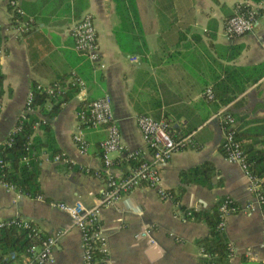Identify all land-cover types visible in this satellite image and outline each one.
Returning <instances> with one entry per match:
<instances>
[{"label":"crops","instance_id":"1","mask_svg":"<svg viewBox=\"0 0 264 264\" xmlns=\"http://www.w3.org/2000/svg\"><path fill=\"white\" fill-rule=\"evenodd\" d=\"M12 1L31 27L21 33L11 24L8 0H0V145L33 87L58 82L67 86L74 74L83 90L80 93L72 87L76 93L48 120L34 109L36 120L43 119L48 126L32 127L30 140L52 143L56 155L65 160L54 162L44 148L40 150L39 198H26L0 185V221L19 217L43 237L60 234L52 251L53 264H80V233L52 204L80 203L93 208L102 199L106 173L99 143L104 132L83 129L84 154L71 137L77 110L107 96L122 146L121 152L109 157V174L125 175L132 168L124 153L137 151L139 160H149L135 122L139 115L168 120L175 138L192 133V145L175 152L161 168L163 190L175 194L180 187L178 174L204 162L215 172L211 189L184 186L177 203L139 187L102 207L98 225L106 248L103 264H203L198 242L209 236V228L204 222L185 220L180 209L209 211L223 198L237 209L227 217L222 233L234 251L225 264L263 261L261 209L245 175L222 156V131L215 115L219 111L230 114L240 132L264 125V77L225 106L205 100L202 93L222 78L226 68L264 61V0H133V17L116 0H83L78 13L72 0ZM238 4L256 10L259 22L251 32L228 38L223 26ZM85 12L93 17L98 67L72 49L70 27ZM142 229L151 230L154 245L134 239Z\"/></svg>","mask_w":264,"mask_h":264},{"label":"built area","instance_id":"2","mask_svg":"<svg viewBox=\"0 0 264 264\" xmlns=\"http://www.w3.org/2000/svg\"><path fill=\"white\" fill-rule=\"evenodd\" d=\"M9 5L13 8L16 7L15 2L12 0L9 1ZM246 7L240 4L233 7L232 14L226 19L223 26L226 37H240L251 32L255 25H257L259 17L256 10ZM17 12L19 13L20 11L17 10ZM17 29L23 33L27 30V27L20 23ZM69 35L72 39L73 51L84 57L93 67H98L99 49L92 15L88 12L83 13L71 25ZM130 61L134 62L135 59L131 58ZM99 67L101 68V66ZM68 86L77 87L80 93L83 90V83L74 74L70 75L67 86L54 84L50 86H35L31 89L26 94L21 115L7 134L3 144L10 145L12 137L19 130L18 120H22L26 115L34 113L32 107L34 92L43 93L46 97L56 98L64 93ZM202 94L205 100L213 101L209 88L205 89ZM75 118L77 125L71 139L80 154L85 153L87 146L84 140L83 129L104 132L105 137L99 143L102 166L106 173L102 199L93 208H84L80 203L72 205L53 203L52 206L58 211L65 213L70 218L72 226L80 233V264H103L106 248L98 225L100 209L115 204L122 194H126L139 187L154 190L162 200H171V194L161 188L160 170L175 152L192 145V133L175 138L168 120L164 118L154 119L150 115L137 116L135 120L136 126L139 130L141 141L149 151L150 158L148 161L139 160V153L137 151L124 153L123 158L125 160H138V162L125 175H116L109 174L108 172L111 166L109 157L112 153L121 152L122 146L118 128L112 117L110 99L107 96H103L85 103L77 110ZM215 118L218 119L222 131L220 144L222 156L228 163L237 165L249 181V189L253 194L254 202L261 209V218L264 220V199L257 192V179L249 175L247 167L243 162L240 143L233 136L232 130L235 127V121L225 111H219L215 115ZM45 124V120L39 119L33 123L32 127ZM52 160L58 162L65 159L61 155H55ZM21 162L25 163L26 159L22 158ZM3 166L4 163L0 160V168ZM0 185L6 190L15 191L13 185L2 181V175H0ZM228 204L229 200H225L219 204L217 209L216 230L220 233H223L225 229L227 217L236 212V209L229 207ZM7 228H15L27 232V238L31 243L25 251L27 258L23 264H53L52 251L60 234L43 237L29 221L19 217L0 221V230ZM150 232V229H142L134 235V239L145 240L149 245H154ZM226 250L227 256L232 257L234 254L233 248L227 245ZM199 252L202 257L208 259V255L203 252L202 248ZM13 257L14 254H11L10 259H13ZM259 264H264V260Z\"/></svg>","mask_w":264,"mask_h":264},{"label":"trees","instance_id":"3","mask_svg":"<svg viewBox=\"0 0 264 264\" xmlns=\"http://www.w3.org/2000/svg\"><path fill=\"white\" fill-rule=\"evenodd\" d=\"M9 1L7 2V7L11 14V24L15 27L19 26L20 23L24 24L29 28L26 32L28 33L30 31L31 21L24 16V13L18 7H11ZM72 1L73 9L77 13L81 11L83 8V0ZM116 1L126 5L125 13L129 12L132 17L135 16L136 11L133 0ZM17 10L20 12L18 13ZM263 77L264 61L246 67L226 68L223 71L222 78L209 88L213 97V101L211 102L218 104L220 107L225 106L243 93L247 87L257 83ZM58 84L62 83L58 82ZM1 87L2 76L0 75V99L2 94ZM75 93L76 90L72 87L68 88L56 98L46 97L43 93L34 92L32 107L33 109H37L38 115L48 120ZM35 121L36 117L34 115H26L24 119L18 120L19 130L12 137L10 145L7 146L3 143L0 145V160L4 163V166L0 168L2 181L10 183L19 195L29 199H34L41 195L37 181L40 150L44 148L45 152L51 155V157L56 155V151L52 149V143L50 146L46 142L42 144L34 139L30 140L32 126ZM47 126L44 125L43 128L47 129ZM239 130L238 127H234L232 130L233 136L240 143L239 146L242 152L243 162L247 167L249 175L257 179V192L264 199V125L252 127L248 131L240 132ZM248 139L255 143L242 142V140ZM22 158L26 159L25 163L21 162ZM128 161L129 163H133V166L138 162V160ZM214 172L213 166L208 162L181 171L178 174L180 187L175 194L171 191L167 192L171 194L173 202L177 203L184 192V186L193 185L211 189V179L214 176ZM225 200L229 199H221L209 211L180 209L184 213L185 220L204 222L209 228V236L198 242L203 252L208 255V259H204L203 264H225L227 261V245L222 233L216 230L217 209L219 204ZM228 205L236 209L235 204L231 200H229ZM30 243L25 230L15 228L0 230V264H23L21 261L23 258L24 261L27 258L25 251ZM11 254H14L13 259H10Z\"/></svg>","mask_w":264,"mask_h":264}]
</instances>
